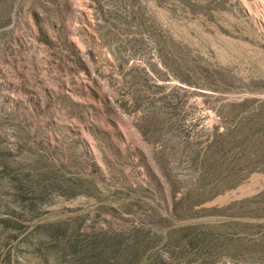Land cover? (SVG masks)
I'll return each mask as SVG.
<instances>
[{"label": "rangeland", "instance_id": "374dc122", "mask_svg": "<svg viewBox=\"0 0 264 264\" xmlns=\"http://www.w3.org/2000/svg\"><path fill=\"white\" fill-rule=\"evenodd\" d=\"M0 264H264V0H0Z\"/></svg>", "mask_w": 264, "mask_h": 264}]
</instances>
